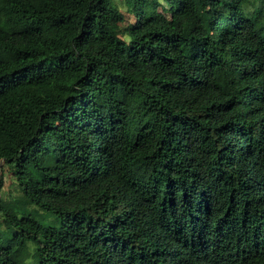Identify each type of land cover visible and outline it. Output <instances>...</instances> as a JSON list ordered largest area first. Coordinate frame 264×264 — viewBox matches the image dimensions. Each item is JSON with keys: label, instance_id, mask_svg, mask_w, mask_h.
I'll list each match as a JSON object with an SVG mask.
<instances>
[{"label": "trees", "instance_id": "1", "mask_svg": "<svg viewBox=\"0 0 264 264\" xmlns=\"http://www.w3.org/2000/svg\"><path fill=\"white\" fill-rule=\"evenodd\" d=\"M2 162L0 264H264V0H0Z\"/></svg>", "mask_w": 264, "mask_h": 264}, {"label": "rangeland", "instance_id": "2", "mask_svg": "<svg viewBox=\"0 0 264 264\" xmlns=\"http://www.w3.org/2000/svg\"><path fill=\"white\" fill-rule=\"evenodd\" d=\"M0 178H2L3 181L2 188L0 189V198L3 201H12L14 199L15 201L18 200V189L15 179L12 177L11 166L5 164L4 162H2L1 165Z\"/></svg>", "mask_w": 264, "mask_h": 264}]
</instances>
